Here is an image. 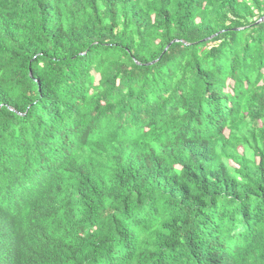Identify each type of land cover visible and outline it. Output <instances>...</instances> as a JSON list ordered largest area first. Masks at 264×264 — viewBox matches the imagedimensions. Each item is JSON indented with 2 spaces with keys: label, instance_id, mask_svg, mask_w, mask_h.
<instances>
[{
  "label": "trees",
  "instance_id": "1",
  "mask_svg": "<svg viewBox=\"0 0 264 264\" xmlns=\"http://www.w3.org/2000/svg\"><path fill=\"white\" fill-rule=\"evenodd\" d=\"M0 264H264V0H0Z\"/></svg>",
  "mask_w": 264,
  "mask_h": 264
}]
</instances>
